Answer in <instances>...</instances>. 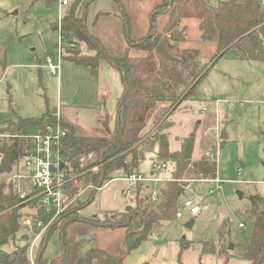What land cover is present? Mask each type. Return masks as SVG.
I'll return each mask as SVG.
<instances>
[{
    "label": "trees",
    "instance_id": "obj_1",
    "mask_svg": "<svg viewBox=\"0 0 264 264\" xmlns=\"http://www.w3.org/2000/svg\"><path fill=\"white\" fill-rule=\"evenodd\" d=\"M38 1L47 4L57 3V0ZM94 1L73 0L68 6L69 10L62 16L60 20L62 58L66 53L65 58L86 67L91 74L95 73L100 60L108 61L121 73L124 90L118 101L115 129L108 138L78 137L72 127L60 120L61 125L67 130L62 140V153L75 173L81 170L80 160L90 153L98 154L101 161L109 160L103 169L105 177L113 171H126L127 166L134 161L137 162L134 165L135 170L145 154H151L153 161L165 164L170 162L173 169L171 180L158 188V203H152L147 196H141L138 188L135 209L133 207L126 212L107 214L103 219L93 217L89 220H81L75 217L69 221L60 236L61 254L52 259L50 264H76L79 258L82 259L83 264H122L123 255H128L142 242L153 238L163 221L176 219L178 201L186 191L184 183H179L178 180L185 176L190 177L186 179H191V176L195 179H213L216 177V165L204 156L192 161L193 135L184 138L179 149L170 151L168 116L177 110L183 101L191 97L205 73L217 60L230 49L240 50L243 39H253L256 34L264 47V6L259 0H218L215 5H210L204 0H164L151 12L149 31L138 41L132 40L129 18L120 1L115 0L122 12V29L127 41V51L122 57H110L100 41L90 34L85 26L87 8ZM168 6L170 9L167 10ZM161 14L168 15V22L163 33L159 34L156 31L155 21ZM189 18L200 22L201 39L205 42H213L216 46V53L207 64L200 62V54L197 50L179 48V44L186 39L185 31L180 29V22ZM53 30L58 31V21ZM161 39H164L165 48L174 62L155 53L154 49ZM70 44L75 48H70ZM77 45L85 48V54L77 56L72 54ZM46 121H57L56 113L46 112L34 119L17 118L14 123H9L8 129L23 135L29 128L37 127ZM151 124H153L152 128ZM29 145V141L22 138H12L0 144V176L13 171L18 158L28 152ZM69 189L71 194H75L78 186L73 182ZM95 193H92L87 201L80 202L74 210L81 211L85 208L94 200ZM247 199L251 233L248 247L240 257L250 264H257L258 261L262 264L264 263V195L254 193L248 195ZM162 203H166V206L160 212L158 206ZM46 216L43 210L37 208L36 203L20 204V200L15 195L4 193V186L0 182V264H30L29 239L26 233L21 237L24 240L23 244L13 243L10 251L4 250L3 247L13 240L20 230H26L22 224L23 218L30 217L33 221L40 220L44 223L48 218ZM80 221L94 227L124 228L121 254L114 255L97 248H90L81 254L84 240L70 241L66 238V228ZM50 234L51 231L48 230L39 241L36 264H47L50 260L43 257ZM228 234L229 229L227 234H224L220 227L218 237L220 246L225 238H229ZM25 236L27 239H24ZM228 240L229 244L231 241ZM190 243L185 239L180 241L179 262L181 253ZM207 243L208 241L202 246V254L217 253L226 257L227 261L226 250L221 251L220 246H216L217 243L215 245L212 242Z\"/></svg>",
    "mask_w": 264,
    "mask_h": 264
},
{
    "label": "rangeland",
    "instance_id": "obj_2",
    "mask_svg": "<svg viewBox=\"0 0 264 264\" xmlns=\"http://www.w3.org/2000/svg\"><path fill=\"white\" fill-rule=\"evenodd\" d=\"M119 1L126 11L130 12V20L135 19L137 22V1ZM217 1L210 0V3L216 4ZM72 2L73 0H70L71 4ZM259 2L264 6L260 0ZM110 4L115 5L118 12L115 0H98V4L87 11L88 23L94 22L96 10L108 8ZM68 10V7L65 8L62 16ZM58 19L59 8L56 2L47 4L38 0H0V68L3 72V76H0V135L17 133L8 129L9 123H14L17 118L34 119L54 110L55 106L52 104L56 102L57 76L45 68L44 61L47 58H57L59 34L53 27ZM131 36L133 38V34ZM239 49L241 52L238 49H230L213 66L210 64L211 67L209 66L191 97L183 101L167 118V123L170 124L169 141L172 144V147L169 146L170 151L179 145V139L191 135L194 136L192 161L201 156L206 157L207 150L220 145L216 176L224 181L222 190H214V185L210 183H195V180L200 178L195 179L192 176L191 179H186L190 177L185 176L178 180L186 187L184 195L178 201V210L182 212V204L186 199H196L201 212L196 216L184 213L180 219L163 221L161 228L153 236L155 239L152 238L155 244L167 247L169 251L170 247L175 243L180 244L185 238L191 242L190 257L197 255V259L198 256L201 259L203 254L200 247L205 246L207 241V244L217 243L216 246L219 247L220 227L224 234H227L229 229V238H225L220 246L221 251L226 250L225 254H228L226 263L222 264H246L240 254L248 247L251 233L247 197L264 192V47L255 37L243 40ZM76 50L83 53V46L77 45ZM64 54L60 80L66 82L68 79L72 84H80L77 76L70 74L71 72L67 73L66 68L70 71L73 66L70 65L71 60L65 58L67 54ZM210 58L200 57V62L207 64ZM34 128H29L28 134H32ZM222 132L226 134L225 140H221ZM10 139L12 138H0V144ZM80 161L82 177L76 185L82 189L88 182L97 187L101 184L102 186L95 193L94 200L82 209V216H46V222H42V238L48 230L51 231L43 251V257L50 259L47 264L60 256V236L64 233L66 224L73 218L103 219L107 214L126 212L128 208L133 207L135 209L136 186L116 179L119 177V171H113L106 177L103 174L109 160L101 161L98 154L90 153ZM94 167H98L97 174L92 173L93 176L89 177L90 169ZM172 169L173 165L166 162V169L157 172V176H169ZM153 171L151 154H145L133 172L149 177ZM2 179L3 176H0V182ZM160 186L163 185H150L147 194L152 190L156 191ZM238 191L243 193L242 199L237 198ZM89 193L87 195H90ZM193 218L192 227L187 228L186 223ZM239 224H243L244 228H240ZM24 233L30 242V234L22 229L3 247L4 250L10 251L13 243L23 244L21 237ZM66 235L72 240H84L81 254L94 247L93 233L75 235V229L68 228ZM228 239L231 241L229 244ZM230 244L234 246L231 251L228 250ZM212 256L224 258L217 253ZM166 261L169 263L168 257ZM180 263L182 264L181 258L180 262L177 260V264ZM76 264H83L82 259L79 258Z\"/></svg>",
    "mask_w": 264,
    "mask_h": 264
},
{
    "label": "crops",
    "instance_id": "obj_3",
    "mask_svg": "<svg viewBox=\"0 0 264 264\" xmlns=\"http://www.w3.org/2000/svg\"><path fill=\"white\" fill-rule=\"evenodd\" d=\"M136 1V8L138 10L137 22L135 19L132 21L130 20V12L126 11L125 7L121 4L130 21V32L133 34V38L131 36L133 41H138L148 33L149 16L151 12L155 7L164 2V0H153L151 2L148 0ZM96 4H98V0H95L87 8V11L88 9L96 6ZM117 7L118 12L115 5L112 4H110L108 8H99L96 10L94 16H97L92 24H90V22L88 23L87 11L85 17V26L87 30L100 41L105 52L110 57H122L127 51V41L122 29V12L118 4ZM155 22L157 33H163L168 22V15H159ZM199 23L200 22L194 18L183 19L180 22V29L185 31L186 39L179 44V48L182 50H197L200 57L210 56L212 58L216 53V46L213 42H205L201 39ZM255 37L258 38L256 34L254 35V38ZM82 52L83 53L79 51V54H85L86 52L84 47ZM70 65L73 67H70V71L66 68L67 73L71 72L70 74L77 76L78 82L81 83L77 85L72 84V82L68 79L65 82V80H60V77L58 76L56 102L55 104H52L55 108L52 111L56 113L64 124L72 127L75 135L78 137H108L109 133H112L115 129L118 101L124 90L121 81V73L116 67L110 65L106 60L99 61L94 74H91L86 67L77 65L72 61H70ZM44 66L47 68L45 61ZM2 73L3 72L0 68L1 77L3 76ZM67 75L68 74H66V76ZM184 138L186 137L179 139V145L174 147L173 151L179 149L181 141ZM175 140L178 141L177 138ZM170 146L172 147L171 142ZM171 172L172 170L170 171L169 176L166 177H159L157 176V172H152L151 176L160 179V181L156 183H136L135 186L137 190L140 188L139 194L141 196H147L149 200L151 193H158L157 189L156 191L152 190L149 194H147V190H149L150 185H159L161 183L164 186L165 183L171 180ZM195 183L206 184L199 182ZM163 186H160L159 188ZM87 193L89 192L87 191L82 194L81 202L85 201V199L88 200L87 198L91 196L90 193V195H87ZM261 195H264V192H262ZM79 216H82V210L79 211ZM68 228L75 229V235L93 233V236L95 237L92 239L94 247L97 249L105 250L114 255H119L123 251V238L125 235L124 228H111L107 226L94 227L82 221L70 224L66 229ZM66 236L68 240H72L68 235ZM153 239H155V237ZM189 247L190 244L184 250L185 252H182L183 254L181 253L182 257L180 258L182 264H202V261L203 264L226 263V257L224 256H222L224 258H215L212 254H203L201 259L199 256L197 259V255L190 257ZM179 250V243H175L173 247H170L169 251L167 247H159L152 241L151 238L150 240L142 242L128 255H125L122 258V264H177ZM201 251L202 248L200 247V252ZM166 257L169 258V263L166 261ZM244 263L250 264L247 260H245Z\"/></svg>",
    "mask_w": 264,
    "mask_h": 264
},
{
    "label": "built area",
    "instance_id": "obj_4",
    "mask_svg": "<svg viewBox=\"0 0 264 264\" xmlns=\"http://www.w3.org/2000/svg\"><path fill=\"white\" fill-rule=\"evenodd\" d=\"M211 5L209 0H204ZM264 5V0H260ZM59 8L58 19V55L56 61L50 58L45 59V64L51 74L59 76L61 71L62 54L61 48L63 41L60 31V20L64 9L70 5V0H57ZM70 48L75 46L70 44ZM57 121H46L34 128L32 134L26 132L23 135L17 133L0 135V138H22L28 140L29 150L24 155L18 158L11 173L3 176L1 181L4 186V193H12L19 200L20 204L34 202L37 208L44 211L46 215L54 217L64 216L68 214L79 215L78 210H74L81 202L82 194L90 192V194L97 192L101 187L94 186L92 183H85L82 187L78 185V190L75 194L70 193L69 186L71 183L79 184L78 180L82 177V172H74L64 154L62 153V140L67 134V130L61 125L59 117L56 115ZM207 134V132H205ZM220 138V137H219ZM206 159L214 162L216 167L220 158V145L207 150ZM154 173L166 169L165 163L153 161ZM98 167L90 169L89 177L97 174ZM241 172V168L238 169ZM93 173V174H92ZM217 174V170H216ZM121 181L129 182L133 185L136 183L159 182L160 179L155 177L144 176L135 172L119 171V177L116 178ZM199 183H210L214 185V190H222L224 181L216 176L213 179L200 178L195 180ZM212 192V190H209ZM152 203L159 202L158 193L153 192L149 197ZM201 207L196 199H186L182 204V212L178 210L176 219L182 218L186 213L190 216H196L200 213ZM23 226L31 236V241L28 246V260L30 264H36L35 257L39 241L42 238L44 226L40 220L33 221L30 217H25L22 220ZM244 228L243 224L238 225Z\"/></svg>",
    "mask_w": 264,
    "mask_h": 264
},
{
    "label": "water",
    "instance_id": "obj_5",
    "mask_svg": "<svg viewBox=\"0 0 264 264\" xmlns=\"http://www.w3.org/2000/svg\"><path fill=\"white\" fill-rule=\"evenodd\" d=\"M154 51H155V53H157L158 55H160V56L163 57L164 59H167V60H169V61H171V62H174V59L168 54V52H167V50H166V48H165V45H164V39H161V40L159 41V43L156 45ZM72 54L75 55V56H77V55H79V51L74 50V51L72 52ZM225 139H226V134H225L224 132H222V133H221V140H225ZM136 163H137V162L134 161L132 164L128 165L127 168H126V171H127V172H132V171L134 170V165H135ZM112 170H113V168L110 170V173H111ZM236 195H237V198H238V199H242V198H243V193H241V192H239V191L236 192ZM165 206H166V203H162V204H160V205L158 206V211L161 212V211L165 208ZM129 209H130V208H128L127 210H129ZM193 222H194V218L191 219L190 221H188V222L186 223L185 226H186L187 228H191L192 225H193ZM24 239H27V236H25ZM233 247H234L233 244H230L229 247H228V250H229V251L233 250ZM124 256H125V255H123V257H124ZM257 264H260V261H258Z\"/></svg>",
    "mask_w": 264,
    "mask_h": 264
}]
</instances>
